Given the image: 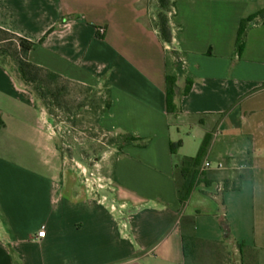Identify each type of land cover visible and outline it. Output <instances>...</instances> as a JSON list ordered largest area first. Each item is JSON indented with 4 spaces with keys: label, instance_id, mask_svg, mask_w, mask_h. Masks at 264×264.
<instances>
[{
    "label": "crops",
    "instance_id": "crops-1",
    "mask_svg": "<svg viewBox=\"0 0 264 264\" xmlns=\"http://www.w3.org/2000/svg\"><path fill=\"white\" fill-rule=\"evenodd\" d=\"M167 1L170 43L160 0H0V28L37 44L33 63L110 91L99 126L147 140L118 151L110 191L92 196L63 167L47 109L0 61V264H184L187 226L211 250L264 264V14L238 52L241 23L264 0ZM208 133L201 166L217 153L224 167L199 170L181 211L170 143L196 156ZM191 140L194 154L183 151Z\"/></svg>",
    "mask_w": 264,
    "mask_h": 264
},
{
    "label": "rangeland",
    "instance_id": "rangeland-1",
    "mask_svg": "<svg viewBox=\"0 0 264 264\" xmlns=\"http://www.w3.org/2000/svg\"><path fill=\"white\" fill-rule=\"evenodd\" d=\"M6 64L13 68L11 60L8 59ZM60 82L65 90L62 108L55 110L57 115L52 116L53 123L57 124V127H51L55 147L59 151L63 167L77 174L81 185L92 196L102 198V195L110 191L115 160L122 143L121 134L111 133L99 126L100 110L107 97L106 87ZM40 103L42 104L41 101ZM190 130L181 129L180 136L185 137ZM143 141L147 142L145 139ZM191 141L183 150L188 154L196 152L195 142ZM28 150L30 154H34L33 149ZM216 154L211 156L214 164L218 162ZM198 222L203 227L206 225L211 228L212 218L206 216ZM220 224L224 228L226 222L221 221ZM194 264H240V260H234L226 251L204 248L200 249Z\"/></svg>",
    "mask_w": 264,
    "mask_h": 264
},
{
    "label": "trees",
    "instance_id": "trees-1",
    "mask_svg": "<svg viewBox=\"0 0 264 264\" xmlns=\"http://www.w3.org/2000/svg\"><path fill=\"white\" fill-rule=\"evenodd\" d=\"M161 11L158 14L156 25L159 29L162 39L170 43L173 40V33L168 17V1L160 0ZM264 14V10L260 11L241 23L239 36H238V52L242 54L246 46V33L250 24H253L255 19ZM36 43L18 36L10 31L0 28V61L7 63L11 60L13 69L17 72L20 79L26 84L27 87L37 96L42 102V105L47 109L49 114L55 116V110L62 108V98L65 86L61 85L60 81L73 83L69 79L63 77L61 74L47 69L43 66L33 63L29 59V53L36 47ZM193 86V81L189 80L184 93L188 94ZM177 88V77L175 75H167V103L168 113L177 111L175 104V95ZM111 106L110 91L107 90V97L101 107L99 116L107 111ZM54 121V119H53ZM122 143L120 144L119 151L123 147L132 142H139V145L146 146L147 142L143 141L140 137H136L131 133L121 134ZM213 134L208 133L203 140L200 150L196 156L178 155V150L182 146V141L170 143L171 153L175 160V178L177 180V195L181 202V211L189 201L191 194L198 183L199 170L202 164L203 157L206 155L211 142ZM183 237V251L185 256L184 264H194L200 249L208 248L210 245L201 240L194 230V226H187L182 233Z\"/></svg>",
    "mask_w": 264,
    "mask_h": 264
},
{
    "label": "built area",
    "instance_id": "built-area-1",
    "mask_svg": "<svg viewBox=\"0 0 264 264\" xmlns=\"http://www.w3.org/2000/svg\"><path fill=\"white\" fill-rule=\"evenodd\" d=\"M101 32H104V28L100 29ZM224 167V163L223 162H217V163H213L211 161H206L201 167H200V171H204L206 169H211V168H217V169H221ZM46 236V230L44 228H42L41 230L38 231L37 233V238H44Z\"/></svg>",
    "mask_w": 264,
    "mask_h": 264
}]
</instances>
